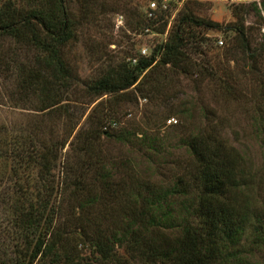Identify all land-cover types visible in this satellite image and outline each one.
I'll use <instances>...</instances> for the list:
<instances>
[{
  "label": "trees",
  "instance_id": "16d2710c",
  "mask_svg": "<svg viewBox=\"0 0 264 264\" xmlns=\"http://www.w3.org/2000/svg\"><path fill=\"white\" fill-rule=\"evenodd\" d=\"M158 19H164L163 15ZM74 25L65 0H0V36L23 41L32 51L29 64L22 65L16 58L12 62L19 97L37 98L38 111L65 107L68 92L78 80L63 52L75 36ZM191 25L223 27L217 21L185 14L149 56L96 79L87 85V94L113 98L126 96L132 89L142 93L154 70L196 72L193 55L205 52L202 43L206 38ZM227 29L234 30L240 51L252 61L251 69L259 72L264 43L252 48L244 22ZM260 118L264 123V91ZM112 123L116 122L109 126ZM100 126L96 120L82 137L75 134L81 140L72 148L71 161L67 156L59 159L64 141L37 145L35 138L0 130V170L9 163L13 172L9 188L0 190V220L5 222L0 226V264H249L239 246L250 228L264 247V176L260 204L240 199L248 185L242 169L245 159L209 126L184 138L189 159L181 172L167 181L146 184L144 192L139 189L125 201L113 220L103 214L101 219L109 224L99 221L87 208L102 203L97 190L108 193L117 166L109 168L108 159L93 153L94 141L104 135L121 143L138 139L149 150L161 146L144 131H111L107 125ZM59 166L62 191L69 185L74 194L86 189L87 200L76 205L77 212L74 207L63 215L57 202L60 180L55 170ZM3 175L7 174L0 171ZM112 190L114 194L118 191Z\"/></svg>",
  "mask_w": 264,
  "mask_h": 264
},
{
  "label": "rangeland",
  "instance_id": "374dc122",
  "mask_svg": "<svg viewBox=\"0 0 264 264\" xmlns=\"http://www.w3.org/2000/svg\"><path fill=\"white\" fill-rule=\"evenodd\" d=\"M65 2L75 20V36L63 52L71 69L78 74L74 89L68 92L66 108L42 112L36 110L39 103L34 96L30 95L27 100L19 97L14 75L16 66L12 61L16 58L22 65L29 64L32 51L23 41L0 36V130L8 135L25 134L30 139L35 138L37 145L53 142L60 145L64 141L60 161L66 156L71 161L72 148L81 140L74 138L75 134L79 132L82 137L96 120L111 131H144L151 139L155 137L154 140L161 142V146L149 150L138 139L130 144L102 135L94 141L93 153L108 159L109 168L112 164L117 166L113 168L115 177L110 181L108 193L96 189L102 203L87 208L105 224H109V220L101 219L103 214L113 220L122 212L125 201L134 198L139 189L144 192L146 184L167 181L181 172L189 159L184 138L208 126L245 159L242 169L248 185L240 199L260 204L264 176V123L260 118L264 54L258 60L259 72L252 70V61L240 51L234 30L227 28L244 22L252 48L264 43V0H184L171 17L163 15L166 23L164 19L146 20L148 24L145 23L144 0ZM185 14L217 21L223 26L208 29L191 25L206 38L202 43L205 52L193 55L198 65L196 72L154 70L143 85L142 93L132 89L126 96L113 98L109 94L98 98L87 94V85L96 79L122 64L134 65L129 58H141L142 47H147L150 54L156 44L174 32ZM220 39L223 44L218 42ZM158 79L161 81L156 83ZM169 119L174 120L169 123ZM113 121L116 125L109 126ZM141 136L139 133L138 137ZM59 167L55 170L56 179L60 180L56 195L65 215L87 196L86 189L72 193L70 185L62 191L63 174ZM0 171L7 174L0 177V190L8 189L13 181L9 163ZM112 188L118 189L116 194ZM77 211L76 207L74 212ZM4 225L0 220V226ZM253 231L254 228L249 229V236L239 250L249 264H264V247L254 239ZM84 255L89 258V254Z\"/></svg>",
  "mask_w": 264,
  "mask_h": 264
},
{
  "label": "built area",
  "instance_id": "2783aa9c",
  "mask_svg": "<svg viewBox=\"0 0 264 264\" xmlns=\"http://www.w3.org/2000/svg\"><path fill=\"white\" fill-rule=\"evenodd\" d=\"M184 0H144L145 2V17L149 20H155L160 17V15L170 16L173 13L174 9L177 8L178 5H180ZM146 30H149L147 28ZM220 44H223V41L220 39L218 41ZM140 56L141 57H147L148 49L147 47H142L140 49ZM129 61H131L134 65L137 64L138 59L136 57H130ZM174 119H169L168 122L171 123V121ZM116 123H112V126H114ZM107 126H104V129H106Z\"/></svg>",
  "mask_w": 264,
  "mask_h": 264
}]
</instances>
